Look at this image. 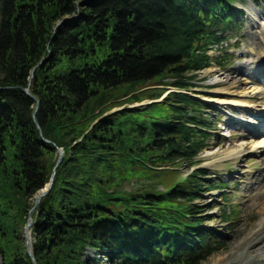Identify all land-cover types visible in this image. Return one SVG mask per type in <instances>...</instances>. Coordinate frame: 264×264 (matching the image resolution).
Returning <instances> with one entry per match:
<instances>
[{
	"label": "trees",
	"instance_id": "16d2710c",
	"mask_svg": "<svg viewBox=\"0 0 264 264\" xmlns=\"http://www.w3.org/2000/svg\"><path fill=\"white\" fill-rule=\"evenodd\" d=\"M234 1L0 0L2 264H33L21 230L58 148L65 158L32 215L37 264H98L88 249L111 264H202L216 253L197 201L220 188L203 171L173 170L209 147L208 107L184 93L124 107L161 99L152 87L192 92L203 70L224 67L207 52L238 23Z\"/></svg>",
	"mask_w": 264,
	"mask_h": 264
},
{
	"label": "rangeland",
	"instance_id": "374dc122",
	"mask_svg": "<svg viewBox=\"0 0 264 264\" xmlns=\"http://www.w3.org/2000/svg\"><path fill=\"white\" fill-rule=\"evenodd\" d=\"M237 7L241 10H245L246 14L243 13L244 19L238 25V45L235 46L236 41L232 42L234 47H236L237 49V56H235L236 59L235 61H233L232 67L225 72H221L218 68H212L204 71L199 75V79L204 80V83L200 84L199 86H201V88L195 89L194 92L199 94L200 97L210 96L216 90L229 88L230 84H226V82L230 81L232 78H234L235 81L231 82V84L236 83L234 88L232 89L234 91L241 92L247 88L257 87L255 85V80H250L251 84L245 87L242 82L243 76L239 77V75L236 74V71L238 70V72L247 73L250 70L249 66H245L248 60H250L248 56L244 55V58L238 60V55L239 52L241 54H245V52L249 48V26L251 16L256 12L264 13V0H242L239 1ZM71 20L72 17L66 16L63 18V20L58 22V25L60 26L62 25L61 23L69 22ZM257 22L262 26V28H264V19H257ZM213 55L216 56L217 52H214ZM244 78L247 79V77ZM215 84L216 86L212 88ZM167 91L173 92L176 90L170 87L165 90V92ZM150 101L151 100H146L141 104L126 105L124 108L132 109L134 107L146 105L150 103ZM215 109H217L216 111L219 113V118H217V131L212 132L214 134V139L210 143L211 146L200 157V160H202L203 162L200 168H202L206 172L205 180L208 184L215 180L222 181L227 186H229L228 191L230 192V194L228 202H224L221 200L222 195L219 192L203 193L201 200L198 201V203L205 209H212L216 206V204L221 205L220 209L214 208L208 213L210 221H207L205 227L207 229L215 231V233L218 234L219 242L222 245L223 249L217 255L211 257L207 262L203 264L221 263L236 248L237 244L242 242V237L238 236V234L240 230H244L246 228L243 222L246 221L247 228L259 222V217L256 213V210L250 211L249 207H246L245 205V203H247V197L245 196L248 193L244 189L243 185L246 181V178H244L245 173L243 171L258 172L261 169L262 165L259 164L255 157L248 156L244 157L242 161H229L227 163H224L221 168L212 169L210 164L214 162L219 155L227 152L228 150H234L237 148H246L249 150L252 146L257 149L261 145V138L263 136L261 134L249 135V129L243 128L239 125V123H235L234 120L231 119L229 115L233 113L232 111H222L217 107H215ZM153 111H157V109ZM204 113L207 116H215L214 110H206ZM227 113L229 115H227ZM262 119H264V114L259 116L258 113H256L255 115L248 114L246 117V120L251 123L250 127L252 130H257ZM231 122L233 124H231ZM231 130L234 131L232 132ZM7 158L9 171L14 173L15 170L18 169V163L15 159L14 151L9 152ZM173 170H179V178L186 177L189 174L187 166L178 167ZM171 182H173V180ZM167 183H170V180H167ZM133 185L137 186V183H134ZM159 190L163 191L164 186H159ZM224 207L230 208L231 213L234 212V214L238 218L236 222L228 225L222 222V211ZM253 216L256 219L253 220ZM23 230L24 229L21 230L22 233ZM90 257L95 256L92 253H89V255L85 259L89 260ZM97 259H99L98 264H111L110 260L103 252L101 255L97 256ZM0 264H2L1 257Z\"/></svg>",
	"mask_w": 264,
	"mask_h": 264
},
{
	"label": "bare ground",
	"instance_id": "6f19581e",
	"mask_svg": "<svg viewBox=\"0 0 264 264\" xmlns=\"http://www.w3.org/2000/svg\"><path fill=\"white\" fill-rule=\"evenodd\" d=\"M257 18L264 19V13L256 12L253 19L250 21L249 26V48L245 52L250 58H253L250 65L257 66L264 72V29L257 23ZM254 47V48H253ZM255 69V70H257ZM239 77L243 76L242 82L245 87L251 84V79L258 77L256 71L253 74L247 75L236 71ZM232 78L226 84H230L229 88L216 90L210 97L205 96V101L212 99L221 110L235 111L239 113V124L243 128H247L249 135H253L251 123L246 120L248 114L255 115L256 113L261 116L264 114V87H251L244 89L241 92L232 90L236 83ZM255 112V113H254ZM260 128L263 129L264 121H260ZM255 157L259 164L262 165L258 172L243 171L246 178L244 189L248 193V201L245 203L250 211L256 210L259 222L247 228L246 221L243 222L246 227L240 230L238 236L242 237V242L237 244L236 248L219 264H261L264 263V136L262 137L261 145L255 149L251 147L249 150L246 148H237L228 150L227 152L219 155L214 162L210 164L212 169L221 168L224 163L229 161H242L244 157ZM45 192L43 190L41 194ZM253 220L256 219L254 216Z\"/></svg>",
	"mask_w": 264,
	"mask_h": 264
},
{
	"label": "water",
	"instance_id": "95a60500",
	"mask_svg": "<svg viewBox=\"0 0 264 264\" xmlns=\"http://www.w3.org/2000/svg\"><path fill=\"white\" fill-rule=\"evenodd\" d=\"M62 159H63V155L61 154V157H60V159L58 160L57 167H58V165L61 163ZM53 183H54V178H52L51 182H50V183L48 184V186L46 187L45 192H43L42 194H40V195H38V196L36 197L35 208H36V206L39 204L40 200H41L43 197H45V196L49 193V191H50V189H51ZM32 225H33V221H32L31 218H29V224L27 225V227H26V229H25V238H26V241H27V245L29 246V248H28V253H29L30 257L34 260V256H33L32 248H31V246H30L31 242H30V238H29V236H28V230H29V228L32 227Z\"/></svg>",
	"mask_w": 264,
	"mask_h": 264
}]
</instances>
